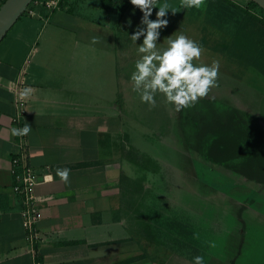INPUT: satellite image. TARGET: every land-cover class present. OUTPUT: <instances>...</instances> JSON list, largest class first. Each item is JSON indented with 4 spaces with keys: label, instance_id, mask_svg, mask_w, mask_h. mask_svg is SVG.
<instances>
[{
    "label": "crops",
    "instance_id": "0c3cea01",
    "mask_svg": "<svg viewBox=\"0 0 264 264\" xmlns=\"http://www.w3.org/2000/svg\"><path fill=\"white\" fill-rule=\"evenodd\" d=\"M167 2L180 5V0ZM209 9L210 0H204L201 8L188 9L187 17L186 9L169 10L158 47L177 36V27L191 38L195 26L202 37ZM39 15L22 18L0 44V264H193L186 244L167 243L162 249L159 228L150 227L157 191L151 195L142 188L144 172L155 174L158 158L147 156L151 167H141L123 148L133 139L132 122L144 104L130 80L143 41L135 44L130 35L142 13L130 0H63L51 16L43 8ZM186 18L190 24L181 21ZM93 37L99 43L93 44ZM22 72L33 90L22 122L32 127L26 136L28 162L41 179L36 196L44 241L35 259L28 254L19 198L12 192L11 156L18 150V137L11 133L13 82ZM155 99L164 102L161 94ZM261 104L250 108L264 131ZM57 168L71 170L69 185L56 176ZM48 175L54 179L42 181ZM146 203L153 204L152 211ZM248 212L264 220L263 205L244 211L252 219Z\"/></svg>",
    "mask_w": 264,
    "mask_h": 264
},
{
    "label": "rangeland",
    "instance_id": "374dc122",
    "mask_svg": "<svg viewBox=\"0 0 264 264\" xmlns=\"http://www.w3.org/2000/svg\"><path fill=\"white\" fill-rule=\"evenodd\" d=\"M237 2L210 0L202 37L193 27L191 38L204 49L201 59L193 63L199 66L218 61L220 65L218 86L200 100L208 98L240 110L263 129L250 107H261L264 102V15L250 5L243 9ZM244 2L248 5L251 1ZM189 13L186 9L185 17ZM22 18L29 17L24 14ZM188 18L181 21L190 24ZM180 31L177 27L176 35ZM179 120L180 113L171 111L165 102H156L154 108L144 103L132 122L133 139L123 144L124 151L138 158L141 167H151L147 156L158 158L155 174L144 172L142 189L151 195L157 191L156 204H146L151 211L155 206L156 219L150 220V227L159 228L162 249L167 243L178 247L186 244L190 257L203 256L204 264H215L214 260L264 264V220L253 218L251 212L252 219H248L244 213L251 206H264V185L237 173H217L219 167L207 165L181 142ZM137 148L144 155H139ZM211 242L215 247H210Z\"/></svg>",
    "mask_w": 264,
    "mask_h": 264
},
{
    "label": "clouds",
    "instance_id": "9594fccd",
    "mask_svg": "<svg viewBox=\"0 0 264 264\" xmlns=\"http://www.w3.org/2000/svg\"><path fill=\"white\" fill-rule=\"evenodd\" d=\"M130 3L142 13L140 24L130 35L135 44L143 37L137 49L139 59L136 60L135 70L130 77L132 90L140 95L141 102L154 108L155 97L161 94L171 111L180 113L206 98L210 89L218 86L219 62L199 66L194 64L193 61L201 59L204 49L182 33L175 38L167 37V46L158 47L161 30L169 24L166 18L169 10L175 14L184 9H199L204 5V0H180L179 7H173L167 0L164 3H160V0H130ZM156 8V19L152 20L150 17ZM91 42L99 43V39L93 37ZM32 92L31 88H24L19 94L20 99L29 98ZM31 131L32 127L26 123L23 128H13L11 133L13 136L24 137ZM70 172L69 168H57L56 176L67 186L70 184ZM53 179L51 175L45 177L49 182ZM210 247H215V243L211 242ZM193 264H204V257H194Z\"/></svg>",
    "mask_w": 264,
    "mask_h": 264
},
{
    "label": "trees",
    "instance_id": "16d2710c",
    "mask_svg": "<svg viewBox=\"0 0 264 264\" xmlns=\"http://www.w3.org/2000/svg\"><path fill=\"white\" fill-rule=\"evenodd\" d=\"M5 1L0 0V7ZM249 5L264 15L258 5ZM178 124L181 142L204 163L264 185V131L246 113L215 100H199L180 112Z\"/></svg>",
    "mask_w": 264,
    "mask_h": 264
},
{
    "label": "built area",
    "instance_id": "2783aa9c",
    "mask_svg": "<svg viewBox=\"0 0 264 264\" xmlns=\"http://www.w3.org/2000/svg\"><path fill=\"white\" fill-rule=\"evenodd\" d=\"M62 2L63 0H33L24 14L29 18H40L38 9L43 8L51 16L60 9ZM24 88H27V84L22 72L21 76L13 82V96L16 108L15 115L12 118L14 128L24 127L22 122L26 113L27 101L26 99H20L19 95ZM17 147V152L11 156V173L15 179L12 192L19 198V214L22 220L28 254L35 259L38 248L44 241L39 230V223L43 218V213L40 201L36 196V188L40 184L41 179L28 162L26 136L18 137ZM42 181H46L45 177Z\"/></svg>",
    "mask_w": 264,
    "mask_h": 264
},
{
    "label": "water",
    "instance_id": "95a60500",
    "mask_svg": "<svg viewBox=\"0 0 264 264\" xmlns=\"http://www.w3.org/2000/svg\"><path fill=\"white\" fill-rule=\"evenodd\" d=\"M264 10V0H250ZM33 0H6L0 7V44L7 37L9 32L14 28L18 21L22 18L27 8ZM229 171L237 175L233 171L224 167H219L216 172Z\"/></svg>",
    "mask_w": 264,
    "mask_h": 264
}]
</instances>
